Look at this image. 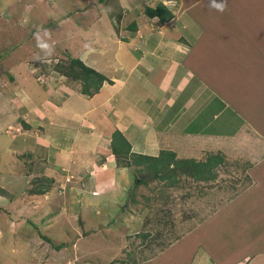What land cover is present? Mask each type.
Wrapping results in <instances>:
<instances>
[{"label":"rangeland","instance_id":"obj_1","mask_svg":"<svg viewBox=\"0 0 264 264\" xmlns=\"http://www.w3.org/2000/svg\"><path fill=\"white\" fill-rule=\"evenodd\" d=\"M244 1L252 5L253 11L261 13L257 16L258 28L253 25L255 15L244 20V13L249 9L248 5L243 6ZM78 2L0 0V209L3 210L0 211V226L5 227L7 221L13 226L11 231L0 235V264H150L151 261V264H198L196 261L201 256L199 264L212 261L216 264L220 261L217 259L220 249L224 252L223 258H227L225 254L227 251L229 255L232 253L235 241L244 244L252 237L245 227L252 226L256 233L262 224L245 213L244 201L224 216L216 213L228 205L233 192L242 194L245 191V174L236 171V165L241 163L242 168H238L242 170L248 161H260L264 150L257 149L252 153L249 148L240 147L241 161L238 163L229 157V161L219 168L216 179L205 182L210 187L203 181L187 178L181 181L184 182L181 186L165 188L163 182L152 179L151 173L141 172L139 166H121L114 169L117 174L112 177L115 180L107 193L97 196L93 187L99 181L108 182L105 176L109 177L110 167L95 159L94 154L87 156L84 163L81 157L75 156L83 165L77 172L72 170L69 173L61 166L58 169L48 163L50 157H47L49 151L45 150V142L36 147L26 140L25 136L30 137L35 132L26 130L22 123L34 115L38 126L35 131L40 132L43 128L50 138L48 141H52L53 133L58 134L57 127L53 126V105L57 107L56 111L59 107L64 108L59 106L63 94L69 95L70 88L75 85L79 88L78 82L61 76L63 71H68L71 76L78 73L70 66L72 58L80 59L88 67L96 66L103 72H115L110 78L116 79L117 68L125 64L122 62L125 59L118 53L124 52L123 56L133 53L130 57L139 60L143 58L140 56L144 50L153 45L158 32H166L175 26L159 24L157 18L146 16V6L162 4L171 12V22L179 20L176 27L180 37L191 44L196 41L191 61L202 59L204 62L203 65L197 64L195 69L185 68L184 63L178 65V62L172 63L168 59L172 82L184 69L200 72L197 68H201L202 74L209 73L213 78L208 79L212 84L220 79L221 87L225 88L222 93L229 91L237 98L235 101L238 103L232 102V106L238 111H250L252 114L248 116L251 115V120L247 121H255L260 125L258 130L264 131V0H227V10L223 13L210 10L209 0H188L185 4H182L183 0ZM130 25H134L135 30ZM37 29L49 31V43L55 45L51 57H45L36 47L33 33ZM91 32L118 36L115 40L106 37L102 47L108 52L104 57L98 56V45L93 46L95 49L91 46L88 40ZM85 44H89L91 50L85 48ZM56 66L61 67V73L55 71ZM229 67L247 69V74L242 76L245 79L232 78L228 73ZM40 77L45 78L41 84L43 78ZM183 78L181 82H184ZM111 79L103 82L104 88L101 87L90 99L84 95L91 105L88 101L83 102L80 107L83 111L73 112L68 117L75 121L70 128L91 135V142L102 136V130L103 134H112L114 130L104 131L107 123L111 124L106 120L111 114L117 121L126 122L128 118L131 124L125 109L127 104L122 107L129 100L115 99L117 91L112 90L116 83ZM193 87L191 84L188 89ZM204 91L211 94L208 89ZM207 94L201 98V106L192 108L190 115L195 118L187 129L199 128L200 131V126L204 125L205 130L202 131L208 134L225 118L229 127L238 128L239 119L231 117L228 111L212 116L221 106H215V102L218 103L215 96ZM48 96H51V105L41 107L43 99H48ZM38 103L41 106L38 107ZM95 108L98 114L93 116L91 111ZM65 112L71 113L67 109ZM61 115L58 117L60 122L66 118ZM103 119L106 125H102ZM59 124L57 122L56 125ZM61 125L65 130L69 127L65 123ZM60 135H64L63 131ZM238 139L243 142L242 138ZM60 142L57 137L58 147L62 146ZM258 143L264 149V140ZM58 147H52L51 153ZM86 166H90L92 171H87ZM66 174L70 177L66 178ZM137 178L143 179L146 185L141 184L134 191ZM47 187L48 191H43ZM89 197L92 198L88 200ZM83 198L90 204L84 203ZM87 206L92 207L87 208L89 212L83 215ZM28 207L34 209V213H30ZM160 218H164L163 223H160ZM144 234L148 236L143 237ZM42 236L53 245L44 241ZM60 244L64 247L58 249Z\"/></svg>","mask_w":264,"mask_h":264},{"label":"crops","instance_id":"obj_2","mask_svg":"<svg viewBox=\"0 0 264 264\" xmlns=\"http://www.w3.org/2000/svg\"><path fill=\"white\" fill-rule=\"evenodd\" d=\"M76 2L78 4L80 3L78 2V0H76ZM186 2H188V0H183L182 4H185ZM146 7L153 6L148 5ZM169 22L163 24L165 25L168 23L169 25L175 26L170 30H166V32H158L155 40L153 41V45H150V49H148L151 51L149 52L148 50L143 49L145 53L140 56L143 57L141 58L142 60L139 58V61L137 58L135 60L133 56L130 57V55H133V53L130 55L127 54L128 56H123L122 53L124 52L118 53L120 56H122L123 59H125L124 61H122L125 64H121V66L117 68V75L115 74L117 76L116 79L115 77L113 78V80L110 78L113 77L112 75H114L115 72H103L104 70L101 71L96 66L91 67L100 74L104 75L108 80L111 79V82L114 81V83H116L114 86V90H112V92L117 91V93H115L114 95L115 99L120 98L121 101L129 100L128 103H123L122 107L126 106L125 104H127V107H125V109L127 110V115L131 118V124L129 125L128 118L125 119L127 122L126 124L125 121H117L114 116L112 117L111 114V116H108L106 118L108 122L111 121V124H108L106 122V125L105 120L103 119L102 125L107 126V129H104V131L108 130L109 132H112V130L117 129L122 133L124 138L130 144L131 152L133 154L148 157H158L160 155V152H170L174 154L175 160H195L196 162H203L209 157L220 156L222 158V163L224 164L226 161H229L227 160L229 157H232L233 160H236L239 163V160L243 155L242 152H239L240 147H245V149L249 148L252 153H256L257 149H259V151L261 150L262 152L264 149H261L263 147L260 148V143L258 142L259 140H264V131L262 130L260 132L258 130V128H260V125H258V123H256L255 121H253L252 123L247 121L251 120V115L248 116V114H252L250 111V113L244 109L238 111L232 106V102L238 103L235 101V99L237 98L229 91H226V93H222L223 91H225V88L224 86L221 87L219 83L220 79H218L217 83L214 81V83L212 84L211 80H208L209 78L213 79L211 76H209V73H206L204 75L201 73V68H197V70H199L200 72L191 69H184V71H180V73L175 76V81L173 79L172 82L171 74H169L168 71V59L172 63L178 62V65L184 63L185 68L193 67L195 69L196 66L203 65L204 62L202 59H197V61L195 62L191 61V54L192 52L194 53V46L196 41L191 44V42L185 40L183 37H180L176 27L179 23V20H176V22ZM164 25L160 26L159 30H161ZM181 28L183 29L184 26ZM100 34L101 33L91 32L88 40L91 41L92 47L98 45L97 48L99 50H96L98 56L100 55L101 57H104V55L108 52L107 50L104 51L102 47L105 44L104 41H106V37L108 36V40H110V38L116 39L118 38V36L113 35L111 37V35L108 34L106 36H102ZM98 42H100V44L102 43L103 45H100V47ZM93 49H95V47H93ZM189 51L191 52L189 53ZM155 52L156 55H153V53ZM94 62L95 61H93V63ZM247 72L248 70L244 68H228V73L231 74L232 78L236 80L245 79V77L242 76L246 75ZM214 74L216 73L214 72ZM37 78L38 77H36V79ZM182 78L184 79V82H181ZM44 80L45 78H43V81L40 82V84L43 83ZM191 84H194V87L188 89ZM75 87L70 88L69 95L65 96L63 94L61 103L59 105L63 106L71 113L65 112V109H61V107H59V111H56L57 107L53 105V107H55L54 112H52V115L55 117V124L53 123V126L57 127L58 134L53 133V138L51 136L52 141H48L50 138L49 136L47 137L48 134L44 132L43 128L40 132L35 131V128H37L38 126L34 115L33 117L29 118V120L31 119L32 123L29 120H26L27 122H24L25 124L29 125V128H26V130L35 133L30 137H27L28 135L25 137L27 141L30 140V143H34L35 146L37 145L36 147H41V144L45 142L43 145H45V150L49 151L47 157H50L48 163H51L57 168L61 166L62 168L68 170L69 173L72 170H74V172H77L78 168L82 169V162L84 163V159L89 155L94 156L95 154V159L102 160V163L105 164L106 167L108 166L112 169L109 177H107V175L105 176V179L108 178L107 183L106 180L99 181L100 183L98 185H94L95 187H93L97 192V196H99L101 194L103 195L107 193L106 190L110 188L112 181L115 180V178L112 177L117 174V172H114V169L119 167L116 166V162L113 160L112 154L108 147L110 139L108 140L107 138H111V135L103 134L102 130L100 133L102 134V136H99L97 141L94 139V142H91V135L81 134V132L72 130L70 128L71 124L75 121L72 119H68V117L72 115L73 112H82L83 109L81 110L80 107H82L83 102L87 103L86 101L90 99V97L89 99H86V97H84V95L80 93L79 88ZM102 87L104 88V85ZM205 89H208V92L210 91L212 95L207 94L204 91ZM46 94L48 95V93ZM205 94L215 96V100L218 101V103L215 102V106L222 107H219L217 114L215 112L212 116L217 117L223 111H228L231 114H234L236 117L239 116L238 123L240 124V126L238 128L229 127L228 119L225 118L222 122H220L218 127H212L208 134H205V132H203L206 127L204 125L200 126L202 127L200 128V131L199 128L197 130H194V128L187 129V125L195 118L190 115L192 108L201 106V98L203 96L205 97ZM50 97L51 96H48V99H43L42 106L40 103H38L40 105L37 106H41L44 108L46 107V105H51V101L49 99ZM89 103L91 105V102ZM37 106L32 107L38 109ZM88 106L89 104H87V107ZM95 109H92L91 111L93 112V116H96L98 114V110L96 109L95 112ZM59 114H62L61 116L66 117L62 119V122L58 120V117L61 118ZM115 120L117 121V123L115 122ZM57 122H59L60 124L56 125ZM61 123H65L69 127H66L65 130V127L62 126ZM112 123H115V125H113ZM244 123H246V125L243 127ZM49 124H51V122ZM39 127H42V125H40ZM252 128H255L256 130H254L258 133L260 132V134H256V132H254ZM62 131L64 135H60ZM66 132L68 133L67 138L65 137ZM57 137L60 139V143L62 144V146L59 145L60 147H58V144L56 145ZM238 137L242 138L243 142H241ZM206 143H210L212 144V146L208 147ZM52 147H58V149H55V151L51 153ZM233 154H235L234 157L232 156ZM72 156L74 157V159H71ZM75 156L78 158L81 157L80 159L82 160V162L78 161ZM262 156H264V153ZM262 156L259 157L260 161H255L253 159L252 161H248L242 170L240 169L242 168L240 167L241 163H239V165H236V171H240L242 174H245V179L243 182L246 185L245 191L242 194L237 193L238 191L233 192L234 195H232V197L228 200V205L224 207V209H222V212L218 211L216 213H223L224 216L227 212H233V208H236V205L239 202L244 204V201L245 207H243V209L245 213H247L249 217L254 218V220L262 224V227H260L259 230L256 229V233H254L252 226H248L247 228L245 227V229L248 231L247 234L249 236L251 235L252 237L247 239L244 244L236 243L237 241H235L231 248L232 253L230 255L228 254L227 250H224L227 251L225 255L228 256V259L223 258L224 252H221L222 250L220 249V256L217 258L220 261H217L216 264H264V169H262L264 168V157ZM85 168L87 171H92V168L90 169V166H86ZM65 177H70V174H66ZM183 179L186 180L187 178L184 175H178L175 178V180L178 181L175 187L178 185L181 186V184L184 183L181 182ZM203 184L207 185V187H210L208 183L206 184L204 182ZM201 193L202 195L204 194L203 191ZM86 198L82 199L84 203L87 201ZM90 198L92 197H89L88 200ZM87 204L89 205L90 203H88L87 201ZM91 207L92 206H87L82 214L86 215L87 213L85 212H89L87 208L91 209ZM28 209L30 210V213H34L35 211L34 209L29 207ZM0 211L3 210L0 209ZM39 212L40 211L37 212L38 216ZM216 214L213 216V218L216 216ZM38 216L36 218H38ZM4 225L5 227H7L5 228L0 226V235L5 234V231H11V228L13 227L10 221H7V223H4ZM253 235L255 236L253 237ZM200 259L196 261L198 264L199 261H202ZM149 263L151 264L152 261ZM207 264H214V261L207 262Z\"/></svg>","mask_w":264,"mask_h":264},{"label":"trees","instance_id":"obj_3","mask_svg":"<svg viewBox=\"0 0 264 264\" xmlns=\"http://www.w3.org/2000/svg\"><path fill=\"white\" fill-rule=\"evenodd\" d=\"M244 5L249 6L248 12L244 13V20H247L248 16H251L252 18V16L255 15L253 19V25L258 28L256 21L257 16L261 13L253 11L252 5L250 3H246V1H244L243 6ZM144 12L146 16L151 19L157 18L159 24L169 22L172 19L171 12H169V10H167V8L162 4H159L155 7H146ZM130 27L131 29L135 30L134 25H130ZM70 66L77 70L78 73H75L73 76H71L69 75L68 71H63V73H61V67L56 66L54 68L58 74L61 73V76L78 82L79 91L82 95L88 97L93 96L100 90L103 82L107 81V78L104 75L100 74L95 69L86 66L80 59L72 58ZM10 80L13 81L12 77H10ZM228 114L231 117L239 119V116L236 117L230 112H228ZM23 125L25 129L29 128V125L25 123H23ZM108 147L117 167H130V165L139 166L141 168V172L151 173V178L157 180L158 182H163L162 186L165 188L175 187L178 182L175 180V178L178 175H184L186 178H190L193 181L210 182L216 179L218 170L223 165L222 158L220 156H212L203 162H196L195 160H175L174 154L170 152H160L158 157H148L133 154L131 152L130 144L117 129L112 132ZM135 173H137V171ZM141 184L146 185V182L141 178H137L134 182V191ZM47 189L48 187L43 191L46 192ZM133 196L135 195L133 194ZM163 222L164 218H160V223ZM147 236L148 234L143 235V237ZM42 239L53 245L47 237L42 236ZM62 247H64V245L60 244L57 248L60 249ZM131 264H136V262Z\"/></svg>","mask_w":264,"mask_h":264},{"label":"clouds","instance_id":"obj_4","mask_svg":"<svg viewBox=\"0 0 264 264\" xmlns=\"http://www.w3.org/2000/svg\"><path fill=\"white\" fill-rule=\"evenodd\" d=\"M208 7L210 10H214L220 13H223L227 10V0H222V2H218V0H209ZM33 38L36 41V47L44 54L45 57H51L54 54V43H49L51 39L50 33L47 29L41 32L40 29H37L33 33ZM85 48L91 50V46L89 44L84 45ZM39 60L40 57L38 56Z\"/></svg>","mask_w":264,"mask_h":264}]
</instances>
